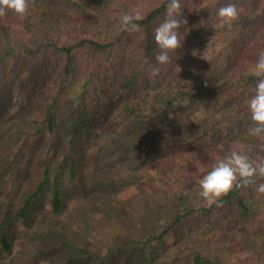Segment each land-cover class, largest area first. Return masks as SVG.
<instances>
[{
    "label": "trees",
    "instance_id": "1",
    "mask_svg": "<svg viewBox=\"0 0 264 264\" xmlns=\"http://www.w3.org/2000/svg\"><path fill=\"white\" fill-rule=\"evenodd\" d=\"M168 3L28 0L23 19L8 12L0 17V106L7 97L13 107L21 100L20 108L34 112L28 128L15 133L45 138L55 136L59 111L68 101L95 120L96 131L121 133L194 97H209L211 112L220 118L202 123L179 151L156 157L139 176L163 207L171 208L169 214L142 238L110 246L99 264H123L117 250L136 254L140 264H264V194H258L255 185L234 187L219 206L210 207L198 196L199 181L231 151L264 161V140L250 135L247 106L258 79L252 70L264 53V0H181L187 20L178 30L183 46L152 77L158 51L154 29ZM228 3L238 10L231 26L217 16ZM136 13L142 17L140 31L123 30L122 16ZM204 113L200 112L203 118ZM0 123L5 126L3 119ZM14 153L18 156L19 151ZM14 157L10 164L17 171L21 161ZM44 163L38 184L18 210L13 209V199L7 201L13 210L0 222V247L4 252L13 249L7 237L12 219H21L25 229L32 227V205L52 183L50 211L41 215L52 229L42 234V242L45 251L69 250L62 264H75L89 251L54 229L60 221L52 215L58 217L65 206L64 187L58 172L52 178L51 162L46 158ZM259 183L264 180L257 179Z\"/></svg>",
    "mask_w": 264,
    "mask_h": 264
},
{
    "label": "rangeland",
    "instance_id": "2",
    "mask_svg": "<svg viewBox=\"0 0 264 264\" xmlns=\"http://www.w3.org/2000/svg\"><path fill=\"white\" fill-rule=\"evenodd\" d=\"M211 102L209 97H194L151 121L136 122L129 131L101 133L94 129L93 118L68 101L59 111L55 136L39 138L15 133L17 128H28L29 115L34 110L20 108L21 100L13 107L7 97L0 106V119L5 122V126L0 123V202H3L0 222L9 210L17 211L34 190L47 158L52 164V178L58 172L64 187L65 206L58 217L52 215L60 221L54 229L78 248L89 251L84 260L75 264H99L100 256L110 246L142 238L153 230V223L169 214L171 208H164L149 184L139 176L143 166L156 157L179 151L202 123L212 124L214 117L220 118L219 113L211 112L214 106ZM200 112H205L207 117H201ZM15 151H19L18 156ZM14 156L21 161L16 165L17 171L10 164ZM74 171L76 178L72 176ZM52 195L50 183L29 212L31 228H23L21 219L10 221L7 237L13 249L4 252L0 247V264H62L65 261L69 250L51 247L45 251L42 242V234L52 229L47 221L41 220V215L50 211ZM10 199H13V209L7 206ZM116 253L123 257L120 261L123 264H140L136 254L129 256L124 252L122 255L118 250Z\"/></svg>",
    "mask_w": 264,
    "mask_h": 264
},
{
    "label": "clouds",
    "instance_id": "3",
    "mask_svg": "<svg viewBox=\"0 0 264 264\" xmlns=\"http://www.w3.org/2000/svg\"><path fill=\"white\" fill-rule=\"evenodd\" d=\"M181 9V0H169L163 20L154 29V41L158 51L155 55L156 63L150 72L152 77L159 75L161 66L171 63L170 54L183 46L178 30L187 25V20L183 18ZM27 10L28 0H0V17L12 12L23 19ZM217 16L222 23L231 26L238 18L236 5L228 3L220 7ZM141 18L139 13L124 14L121 19L122 29L129 33L139 32L138 21ZM252 71L258 79L247 100L252 124L250 135L264 140V53L259 55ZM257 179L264 180V161H253L246 154L231 151L217 160L199 181L198 196L210 207L219 206V201L234 187L247 188L255 185L256 192L264 194V183L257 184Z\"/></svg>",
    "mask_w": 264,
    "mask_h": 264
}]
</instances>
